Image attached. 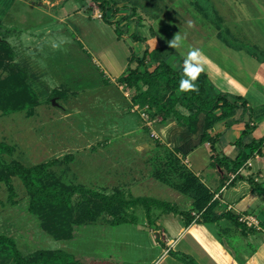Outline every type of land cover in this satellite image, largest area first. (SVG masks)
<instances>
[{
    "label": "rangeland",
    "instance_id": "obj_1",
    "mask_svg": "<svg viewBox=\"0 0 264 264\" xmlns=\"http://www.w3.org/2000/svg\"><path fill=\"white\" fill-rule=\"evenodd\" d=\"M109 1V16L119 10L112 23L104 20L93 0H0V42L14 50V58L0 69V79L19 70L39 98L34 110L0 111V143L13 148L3 160L26 166L54 161L51 170L66 184L107 194L120 189L128 197L165 201H173L176 194L182 198L180 207L187 209L190 198L159 179L158 173L169 166L151 153H141L136 144L157 140L143 114L150 116L152 126L161 117L153 116V107L134 99L138 90L118 80L126 74L132 54L169 48L167 41L180 32L186 37L184 46L169 48L168 57L175 54L183 62L190 48H200L207 57L204 73L212 86L231 97L243 93L255 72L256 78H264L259 60L264 58V0ZM130 9L136 14L129 15ZM201 12L211 13L212 22H206ZM118 22L125 31L121 38L116 32ZM148 156L153 159H143ZM131 158L140 159L141 169L128 165L134 174L127 177H138L137 183L144 182V187L121 173L122 163ZM170 176L174 184L181 182ZM13 185L12 200L7 186L0 184V235L14 237L26 257L63 250L82 264H186L179 257L183 254L177 253L180 245L166 246L178 230L168 228L164 238L165 230L160 228L169 221L162 209L153 207L149 222L142 205L132 207L127 214L136 221L119 225L105 213L80 227L75 239L58 241L30 211V196L22 181L15 177ZM73 202L78 205L80 195Z\"/></svg>",
    "mask_w": 264,
    "mask_h": 264
},
{
    "label": "trees",
    "instance_id": "obj_2",
    "mask_svg": "<svg viewBox=\"0 0 264 264\" xmlns=\"http://www.w3.org/2000/svg\"><path fill=\"white\" fill-rule=\"evenodd\" d=\"M93 1L103 11L104 20L112 23L119 10L115 9L113 15L109 16L108 13L112 10L109 0ZM197 13L200 14L198 11ZM135 14L136 10L130 9L129 15ZM201 17L206 22H212L211 13L205 16L201 12ZM124 19L128 18L124 17ZM120 23L118 22L116 27L118 38H121L125 33ZM126 25L128 27L129 23ZM134 37L137 41H143L140 36L134 34ZM170 53L169 48L160 47L153 51L146 48L139 56L135 53L132 54L127 72L119 78V83L138 90L134 99L142 105L148 104L153 107L156 110L153 116L161 117V122L175 119L191 133H197L200 116L203 114L205 121L202 144H210L212 165L220 168L225 167L228 173H237L248 160L254 158L255 155H262L264 138L249 140L251 125L250 123L246 124V129L236 142V145L241 148V152L237 158L230 159L217 154L216 144L220 135L213 134V130L217 123L234 117L239 109H247V102L242 97H231L229 94L215 89L204 72L198 80V93H180L178 89L182 67L177 70L168 63L167 58ZM13 58V48L5 42H0V69L5 68L6 62ZM259 60L264 62L262 57H259ZM144 87L147 88L144 89ZM38 105V95L28 83L23 72L12 71L6 78L0 79V111L10 114L17 111L34 110ZM179 107L187 110L188 114H183ZM12 153L11 146L0 143V184L4 183L7 186L9 198L13 200L16 195L13 178H19L30 196V211L39 217L42 228L58 241L75 239L80 227L95 222L99 216L105 213L113 217V224L134 223L136 218H130L127 210L139 205L146 209L149 222L153 213L152 209L155 207L182 216L186 226L193 222L210 224L228 216L239 225L247 227L240 222V215L227 214L230 212L229 210L225 214H217L220 203L214 200L215 195L201 183L193 171L181 166L176 155L171 151L166 156L169 160L166 165L169 168L161 170L158 176L164 183L173 185L181 193L192 197L193 207L190 211H180L177 206L157 198L128 197L120 189L112 194H107L82 185L66 184L51 170L54 161L34 166H26L19 161L5 162L2 156ZM168 172L174 174L181 182L174 184L170 174H167ZM75 195L81 197V202L78 205L73 202ZM261 227L264 228V221L261 222ZM179 257L186 264L196 263L194 259L186 255ZM0 264L82 263L63 250L41 251L37 255L26 257L18 248L14 237L0 235Z\"/></svg>",
    "mask_w": 264,
    "mask_h": 264
},
{
    "label": "crops",
    "instance_id": "obj_3",
    "mask_svg": "<svg viewBox=\"0 0 264 264\" xmlns=\"http://www.w3.org/2000/svg\"><path fill=\"white\" fill-rule=\"evenodd\" d=\"M136 55L139 56V54ZM167 60L177 70L182 67V61L175 54L170 55ZM261 63L264 64V62ZM238 65L240 66V64ZM255 73L254 77L250 79L246 90L237 95L247 102V109H239L234 117L221 121L214 127L213 134L220 135L216 144V152L220 157L237 158L241 148L236 145V142L248 123L251 125L249 140L264 138V78L263 80L256 78ZM218 90L224 93V91ZM179 110L183 114H188L184 108L179 107ZM204 121L205 116L202 114L197 133H191L175 119H169L166 122L155 120L156 124L152 126V131L157 134V140L141 141V145L137 142L136 144L141 153L152 154L154 158L159 157L158 161H164L165 164H167V161L169 162L166 156L170 151L173 152L180 165L193 171L201 183L215 195L214 200L220 203L217 214H225L228 212L229 207H232V210L227 214L232 213L235 216L241 214L252 215L261 224L264 221V147L262 155H255L254 158L248 160L237 173H228L225 167L220 168L212 165L210 144H202ZM143 159L151 160L153 157ZM140 164L139 158L124 160L121 166L123 172L121 171V173L129 181L137 183L138 177H127L134 174L133 168L129 169L128 165L139 171L141 169ZM142 166V169H145L146 165ZM107 173L111 174V170L108 169ZM125 182L127 183V181ZM137 186L139 188L144 187V182L139 181ZM175 192L190 198V202H187V207L189 206L187 209L180 207L178 202L182 198L176 194L172 195L173 201H165L164 199L162 201L179 206L180 211H190L193 207L192 197L181 193L179 190ZM165 217L166 221H169L166 224L169 225L160 228L165 230L162 231L164 238L167 239L169 235L168 228L175 227L178 230L175 237H169L166 246L170 249L173 246L180 245L181 249L177 253L191 257L196 263L264 264V228L262 227L261 229L243 227L228 216L222 217L214 223L193 222L188 226L185 225L182 216L173 212L167 213ZM161 220H163V216L157 221Z\"/></svg>",
    "mask_w": 264,
    "mask_h": 264
},
{
    "label": "clouds",
    "instance_id": "obj_4",
    "mask_svg": "<svg viewBox=\"0 0 264 264\" xmlns=\"http://www.w3.org/2000/svg\"><path fill=\"white\" fill-rule=\"evenodd\" d=\"M189 27H192L191 22H189ZM185 39L186 37L178 32L167 41L168 47L179 50L184 46ZM206 60L207 57L200 48L193 47L187 51L182 62V75L178 89L180 93L199 92L198 80L204 72Z\"/></svg>",
    "mask_w": 264,
    "mask_h": 264
},
{
    "label": "built area",
    "instance_id": "obj_5",
    "mask_svg": "<svg viewBox=\"0 0 264 264\" xmlns=\"http://www.w3.org/2000/svg\"><path fill=\"white\" fill-rule=\"evenodd\" d=\"M143 116L145 117V119L148 121V125L152 127V122L150 121V116L147 114H143ZM152 136L157 137V134L155 132H152ZM229 211L232 210V207H229L228 209ZM240 222L243 223L244 225H246L247 227H252V228H256V229H261V224L259 222V220L257 218H255L252 215H240Z\"/></svg>",
    "mask_w": 264,
    "mask_h": 264
}]
</instances>
